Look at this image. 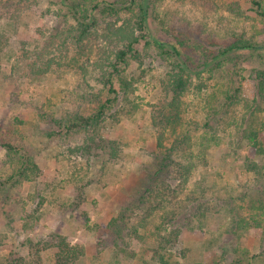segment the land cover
Listing matches in <instances>:
<instances>
[{
	"label": "rangeland",
	"instance_id": "rangeland-1",
	"mask_svg": "<svg viewBox=\"0 0 264 264\" xmlns=\"http://www.w3.org/2000/svg\"><path fill=\"white\" fill-rule=\"evenodd\" d=\"M70 1L79 2L82 8L88 4V0ZM207 1L209 5L204 7L197 2L158 0L159 15L156 22L149 23L151 32L161 40H169L158 27L159 17L166 14L168 18L164 22L171 21L177 32L185 33L192 48L197 43L205 49H217L211 43H221L224 36L231 39L230 34L264 43V26L250 10L247 0ZM59 2L39 0V9L47 14V20L23 13L14 35L8 43L2 41L0 45V135L20 134L22 146L37 170L29 175V181L11 189L0 187V264H55L56 249L51 237L54 235L64 238L70 246L82 248L83 257L76 264H156L151 261L155 244L152 234L166 208L156 211L143 228H138L139 238L127 240L129 248L121 243H109L103 230L118 208L132 202L134 191L147 171L151 173L156 168L155 155L159 151L155 138L157 127L152 119L170 101L168 69L163 61L155 58L154 50H148L145 55L141 43L142 65L129 61V66L123 67L124 76L136 80L128 98L132 106L130 115L120 116L116 122L107 119L99 129H94L95 133L99 130L98 133L90 136L95 141L116 143L119 157L116 162L102 166V160L109 162L108 150L102 152L101 158H94L93 153L92 160L87 158L81 163V181L74 179V183L69 177V161L65 155L74 142H83L82 138L88 134L64 143L59 139L47 140V132L53 130L52 123L48 119L41 120L39 114L47 112L62 120L74 114H88L95 96L104 101L102 77L109 71L107 55L110 54L106 50V55L100 53L99 42L94 37L82 39L80 43L70 40L67 41L68 68L43 76L33 74L32 62L41 66L49 57L58 56V52L64 54V48L51 38L52 35L63 34L65 38L62 32L75 25V20ZM233 5L235 11L231 10ZM4 14L0 7V24ZM36 28L44 29L41 38L36 35ZM29 52L33 56L27 54L25 57ZM243 67L241 76L247 80L253 70L264 69V56L253 57ZM215 76L206 81L204 74L199 80L203 89L196 92L191 88L185 96L184 103L189 107L176 135L186 134L188 141L184 147L187 150L186 153L176 151L173 155L178 163L191 166L188 183L179 194L180 208H190L188 198L198 186L204 190L211 215L205 216L201 227L193 220L180 230L173 260L179 264H238L246 251L260 257L264 264V228L235 231V217L229 209L226 213L214 206L216 196L231 200L225 201L230 206H239L238 199L242 195H246L245 200L259 196L254 190L260 191L261 186L255 184L252 176L249 180L245 178L243 161L249 156L261 167L264 155L253 157L243 135L264 125V99L259 104H251L253 88L249 83L240 93L241 101L226 110L227 106L220 100L229 84L224 75ZM211 94L219 104L217 116L208 111L207 99ZM16 120L22 125H17ZM12 172L0 147V182ZM85 183L88 185L81 187ZM244 208L246 205L239 213L248 217L249 211ZM105 240L108 246L101 248L99 243L106 244Z\"/></svg>",
	"mask_w": 264,
	"mask_h": 264
},
{
	"label": "trees",
	"instance_id": "trees-1",
	"mask_svg": "<svg viewBox=\"0 0 264 264\" xmlns=\"http://www.w3.org/2000/svg\"><path fill=\"white\" fill-rule=\"evenodd\" d=\"M183 1L188 4L201 3L204 7L209 5L205 0ZM247 1L252 13L264 26V0ZM59 4L66 9L67 15L75 20V25L62 32L65 38H63V34L58 35L57 33L50 36L64 48V54L61 51L58 52V56L49 57L41 66H36L35 62H32L35 76L54 74L60 69L68 68L67 41L70 42V40L80 43L82 39L94 37L93 39L99 42L100 53L102 51V54L106 55L104 52L106 50L110 54L107 55L110 59L108 60L109 71L107 70L102 77L106 96L104 101H100L95 96L94 104L88 114H74L62 120L55 119L47 112L39 114L41 120L48 119L52 123L53 130L47 132V140L59 139L64 143L67 140H72L75 136L79 138L88 134V137L86 135V138H82L85 139L83 142H74L73 148H69V152L65 155L69 161V177L73 179L74 183L76 180L81 181L80 173L83 168L81 163L87 158L92 160L93 155H95L94 158H101L102 152L108 150L107 160L109 162L102 160V166H106L116 162L119 157L116 143H107L102 139L95 141L90 136L95 133L94 129H99L98 127L102 126L107 119L116 122L120 116L130 115L129 111L132 106L128 98L136 80L124 76V70L129 66V61H134L139 66L142 65V55L139 51L141 43L145 49L141 50H144L145 55L148 54V50H154L155 58L163 61L168 69L167 88L171 94L170 101L162 107L161 111L157 112L156 118L152 119V124L157 127L155 138L156 149L159 151L155 155L156 168L154 172L147 171L139 188L134 191L132 202L118 208L115 215L106 224L103 233L109 239V243L111 242L113 245L121 243L124 248H129L127 240L133 241L139 238L137 236L138 228H143L144 223L150 221L156 211L166 208V213L160 215L159 225L154 226L155 232L152 235L155 236V244L151 261L156 264H179L173 260V252L180 230L193 220H196L198 227H201L205 216L211 215V210L206 206L207 200L204 199V190L198 186L194 189L193 196L188 198L190 208L182 207L181 209L179 205L181 202L179 194L182 192V187L188 183L191 169V166L187 165L188 163L180 164L173 158L176 151L186 153L187 150L184 147L188 141L186 134L182 137L176 135L178 129L184 124L185 110L189 107L184 103V98L191 88L196 92L203 89L199 80L204 74L207 75L206 81L218 74L224 75V79L229 84L227 91L223 92V100H220L227 106L226 110L241 101L240 93L248 88L249 83L253 88L251 104H259V101L264 99V69L253 70L247 80L241 76V72L244 71L243 65L250 62L253 57L264 56V43L253 42L243 37L236 38L235 35L230 34L231 39L224 36L221 43H211L218 47L217 49H205L203 46L197 45L195 41L196 46L192 48L186 40L188 38L184 37L185 33L177 32L171 21L169 24L164 22L168 18L166 14L159 17L158 27H160V31H164L162 34L169 40H161L155 37L149 28L150 21L156 22L159 15L158 0H88V4L83 8L79 2L70 0H60ZM0 7L5 12L3 22L0 24L1 46L2 41L8 43V39L16 32L23 13L44 19V21L47 20V14L39 9V0H3L0 2ZM232 8L235 11L234 5L231 10ZM238 15L241 14L238 13ZM41 30L35 29V32L38 33L36 35L40 38L43 36ZM35 43H39V41ZM209 47H211L210 44ZM35 53L36 51H34ZM27 54L33 56L32 52L26 53L24 56L28 57ZM207 101L209 114L217 116L216 107L219 104L216 102L215 95H209ZM254 110L258 111L256 106H254ZM16 123L22 125L20 120H16ZM263 133L264 125L248 133L244 132L245 143L252 151L253 157L264 155V140L261 141ZM177 137L178 141H176ZM17 141L22 142L17 143ZM22 143V136L15 132L5 136L0 135V147L4 150L7 165L13 171L4 182H0L1 188L4 186L11 189L19 183L29 181V175L31 176L37 171L30 154L22 146ZM167 143L170 144L169 148L166 147ZM186 159L189 162L187 155ZM91 160L89 159V161ZM243 173L247 180L252 176L255 184L261 186L260 191L254 190L259 196L249 197L248 200H245L243 198H246V195H242L243 197L238 199L239 206L234 204L230 206L225 201L231 200L216 196L214 206L224 211L229 209L228 212L235 217V231H239L240 228L244 230L250 227L264 228V166H258L254 160L247 156L243 161ZM86 185L88 184L85 183L81 187ZM244 205L247 207L244 210L249 211L248 217H243L239 213ZM97 230L99 231L100 228ZM51 237L52 244L56 249L55 264H76L83 257L82 248L79 246H70L64 238L58 235ZM105 243L101 241L99 246L107 247L106 240ZM241 259L242 262L238 264H263L260 257L249 255L246 251L241 255Z\"/></svg>",
	"mask_w": 264,
	"mask_h": 264
}]
</instances>
